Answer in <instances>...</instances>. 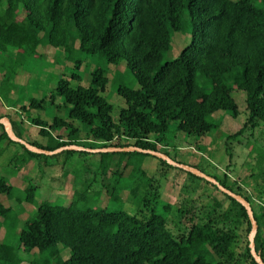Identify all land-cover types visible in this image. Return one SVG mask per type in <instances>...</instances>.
Returning a JSON list of instances; mask_svg holds the SVG:
<instances>
[{"label":"trees","instance_id":"1","mask_svg":"<svg viewBox=\"0 0 264 264\" xmlns=\"http://www.w3.org/2000/svg\"><path fill=\"white\" fill-rule=\"evenodd\" d=\"M261 2L263 7L254 0H0V103L5 101L8 107L0 119L8 117L12 130L23 140L21 125H35L54 145L28 142L49 151L72 145L90 149L134 146L171 157L172 133L207 138L221 126L214 119L216 113L238 117L233 93L239 90L246 92L248 119L241 130L228 135V139L236 138L246 128L264 122ZM188 21L192 41L184 45L179 57L164 60L174 33L184 32ZM45 46L63 53L76 68L82 62L74 53L99 55L110 64L124 63L141 87H118L126 105L114 116L112 104L103 95L109 79L97 67L89 85H74L82 79L76 72L62 75L50 95L20 105L13 98L23 66L30 57L41 56L40 48ZM50 106L56 113L53 121L22 117V113ZM63 110L66 118L59 116ZM76 120L85 125L90 146L79 143ZM172 123H176L173 130ZM0 128V138L18 143ZM160 161L186 173L183 188L188 193L197 194L203 183L210 184L217 193L213 209L190 199V207L166 203V214L152 211L146 216L141 214L143 209L130 214L79 210L76 201L67 206L44 202L35 217L25 222L15 244L0 240V264H22V253L42 256L30 259V264H257L250 253L251 222L245 207L207 180ZM191 166L251 203L258 222L255 246L264 260V206L257 202L264 199V175L249 190L226 173L221 177ZM141 173L146 174L142 169ZM152 181L147 183L145 206L159 197L153 193ZM26 191L27 199L33 200L35 187ZM12 192V186L0 179V197ZM11 211L0 201V230L6 227ZM179 224L185 230L176 237Z\"/></svg>","mask_w":264,"mask_h":264},{"label":"rangeland","instance_id":"2","mask_svg":"<svg viewBox=\"0 0 264 264\" xmlns=\"http://www.w3.org/2000/svg\"><path fill=\"white\" fill-rule=\"evenodd\" d=\"M254 3L263 7L261 0H254ZM191 41L192 26L188 21L184 32L174 33L172 45L165 53L164 60L171 61L179 57L184 45ZM40 54L42 55L38 58L30 57L23 66L20 83L13 98L19 100L20 105L28 104L31 98L43 99L50 95L62 75L71 76L76 72L82 79L81 82L75 81L73 84L89 85L91 73L97 67L103 68L109 79L103 95L112 104L114 116L126 105L125 100L118 94V87H141L124 63L115 65L99 55L74 53V58L82 62L81 67L76 68L73 61L67 60L63 53L50 46L41 47ZM198 79L204 83L200 75ZM233 95L240 109L238 117H232L224 111L216 113L214 119L220 120L221 126L214 129L207 138H196L181 132L172 133L170 138L173 146L170 147V152L171 157H176L187 165H197L207 173L221 177L226 173L231 180H236L252 190V185L258 183L264 175V122L260 121L257 127H248L243 134L228 139V135L241 130L248 119L246 92L236 90ZM22 115L24 118L40 116L53 121L56 113L54 107L50 106L45 111L33 109ZM59 116L66 118L67 111L63 110ZM75 124L81 131L79 143L90 146L92 141L85 139L84 135L85 125L78 120ZM175 126L176 123H172V130ZM20 129L27 142L35 141L43 146L54 145L55 141L41 135L39 128L33 124L21 125ZM51 133L57 137L56 132ZM28 151L32 152L26 146L24 148L22 143H10L9 140L0 138V179L4 178L13 191L11 196L0 197L3 204L12 208L6 227L3 226L0 230V240L6 238L11 244L16 243L25 222L35 217L38 206L44 202L67 206L76 201L79 210H125L130 214L139 213L143 209L144 213L141 214L148 216L152 211L166 214V203L176 207H190V199L205 205L206 209H213L214 197L217 196L215 189L205 183L197 194L186 192L183 188L187 177L185 172L163 166L159 158L143 155L141 152L64 149L50 155L35 152V155H31ZM141 169L145 171V175L141 173ZM150 179L153 180V193L159 197L145 206L143 199L146 198ZM30 186L35 187L33 200H28L26 196V189ZM174 218L176 221L180 219L175 214ZM179 225L174 230L176 237L180 230H185L184 225ZM21 256L22 264H30V259L42 258L36 253H22Z\"/></svg>","mask_w":264,"mask_h":264},{"label":"water","instance_id":"3","mask_svg":"<svg viewBox=\"0 0 264 264\" xmlns=\"http://www.w3.org/2000/svg\"><path fill=\"white\" fill-rule=\"evenodd\" d=\"M0 125H2L4 127L8 136L12 140L17 141L19 143H22L27 148H29L32 152H35V153L49 154L50 155V154H55V153H57L61 150H64V149L88 150V151H93V152H134V151H136V152H141L144 154H149V155L155 156L159 159H162V160L168 162L172 166H175L179 169L190 172V173H192L198 177H201V178L207 180L208 182L216 185L220 191H222L223 193L227 194L228 196L234 198L235 200L240 202L245 207L247 214L249 216V220L251 222V232H250L249 237H248L250 253H251L252 257L254 258V260L257 264H264V260L258 254V252L256 250V246H255V236H256V231L258 228V222L255 218L254 210H253L251 203L242 195L237 194V193L231 191L230 189L226 188L219 181H217L215 178H213V177L209 176L208 174L202 172L198 168L191 166V165L184 164V163H180L178 161H175L173 158H171L170 156H168L167 154H165L163 152L153 150V149H142V148L134 147V146H130V147L111 146V147H103V148H95V149L89 148L88 149V148H85L83 146L72 145V146H64V147H61V148L56 149L54 151H49V150H45V149L39 148L37 146H34V145L30 144L29 142H27L26 140H23V139L17 137L16 134L14 133V131L12 130L11 126H10V120L8 117L1 118L0 119Z\"/></svg>","mask_w":264,"mask_h":264},{"label":"crops","instance_id":"4","mask_svg":"<svg viewBox=\"0 0 264 264\" xmlns=\"http://www.w3.org/2000/svg\"><path fill=\"white\" fill-rule=\"evenodd\" d=\"M6 109H8V107H7L6 103H5V101H2V102L0 103V114L3 113ZM10 126H11V123H10ZM11 128H12V127H11ZM0 129H1V128H0Z\"/></svg>","mask_w":264,"mask_h":264},{"label":"built area","instance_id":"5","mask_svg":"<svg viewBox=\"0 0 264 264\" xmlns=\"http://www.w3.org/2000/svg\"><path fill=\"white\" fill-rule=\"evenodd\" d=\"M257 202H258L260 205L264 206V202H261V201H259V200H257Z\"/></svg>","mask_w":264,"mask_h":264}]
</instances>
